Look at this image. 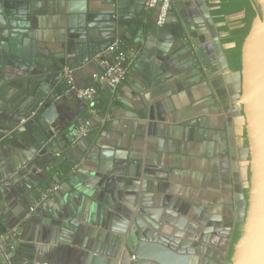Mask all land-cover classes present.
I'll list each match as a JSON object with an SVG mask.
<instances>
[{"label": "crops", "instance_id": "crops-1", "mask_svg": "<svg viewBox=\"0 0 264 264\" xmlns=\"http://www.w3.org/2000/svg\"><path fill=\"white\" fill-rule=\"evenodd\" d=\"M103 8L101 0L41 1L29 37L57 64L56 55L69 42L68 17ZM156 16V9L144 6L135 34L126 31V41H111L126 49L128 59L126 78L114 90L99 87L91 102L77 99L71 89L63 94L57 131L33 163L23 165L9 147L0 148V177L7 175L0 180V226L12 227L2 244L23 251V261L79 264L83 251L77 234L63 228L67 221L115 234L140 208L152 206L181 238L209 229V240L226 239L228 261L237 225L228 118L174 4L161 27L174 40L169 75L155 82ZM92 27L91 43L113 37L103 31L107 23ZM65 68L73 70L77 88L100 71L95 58ZM9 121L13 114L1 108L2 127L29 128L27 120L6 127ZM87 121L88 132L79 137L76 129ZM131 165L139 167V178L129 175Z\"/></svg>", "mask_w": 264, "mask_h": 264}, {"label": "water", "instance_id": "water-1", "mask_svg": "<svg viewBox=\"0 0 264 264\" xmlns=\"http://www.w3.org/2000/svg\"><path fill=\"white\" fill-rule=\"evenodd\" d=\"M41 1L63 0H0V109L13 114V122L9 121L6 127L19 124V120H27L29 126L11 132L0 125V148L9 147L10 154L19 156L23 165L33 163L57 131L58 105L69 89L63 79V68L89 63L111 41H126V31L134 35L146 2L101 0L105 8L100 11L70 15L69 42L65 51L56 55L58 62L54 64L46 59L49 53L38 50L35 39L29 37L31 17ZM220 1L172 0L228 118L235 222L241 226L230 259L224 258L226 239L218 244L209 240V229L181 238L173 225L157 214V206H152L140 208L125 228L115 234L80 227L75 220L67 221L63 228L77 234L76 242L83 251L79 264H264V0H254L253 8L258 13L242 42L240 71L236 72L229 69L224 53L235 44L221 43L218 25L211 16L212 11L220 8ZM98 23H107L109 27L103 31L113 37L91 43L89 39L93 36L88 29H95L92 26ZM155 34L154 75L158 82L169 75L168 52L174 40L162 28H156ZM75 42L80 47H75ZM237 131H241V136L244 134L247 147H237ZM129 169V175L140 177L138 166L131 165ZM10 225L7 229L0 226V232L12 230ZM224 234L229 235V231ZM22 253H13L0 242V264H30L23 261Z\"/></svg>", "mask_w": 264, "mask_h": 264}, {"label": "built area", "instance_id": "built-area-1", "mask_svg": "<svg viewBox=\"0 0 264 264\" xmlns=\"http://www.w3.org/2000/svg\"><path fill=\"white\" fill-rule=\"evenodd\" d=\"M172 0H146L145 8L148 10L156 9L157 16L155 25L161 28L167 21L170 10L172 9ZM110 57H112L110 59ZM126 55L119 51L118 43H111L104 51L95 57L100 71L95 72L90 77L88 86L77 88L73 85V70L65 68L63 70V79L66 81L68 88L73 91L77 99L91 102L97 95V89L108 88L114 90L126 78ZM90 123L87 121L76 129V134L79 137H84L88 132ZM56 189V187L54 188ZM7 235L0 233V242Z\"/></svg>", "mask_w": 264, "mask_h": 264}, {"label": "trees", "instance_id": "trees-1", "mask_svg": "<svg viewBox=\"0 0 264 264\" xmlns=\"http://www.w3.org/2000/svg\"><path fill=\"white\" fill-rule=\"evenodd\" d=\"M253 3L254 0H221L220 8L211 12L214 22L218 25L217 32L220 35L221 43L235 44L234 48L227 49L224 52L229 69L233 72L240 71V48L250 29L252 20L258 13V10H254ZM119 51H122L127 58V51L122 45H119ZM111 58L112 57H110V59ZM127 61L128 59L124 64L126 69ZM240 235L241 226L236 225L230 244L228 259H230L232 248Z\"/></svg>", "mask_w": 264, "mask_h": 264}, {"label": "flooded vegetation", "instance_id": "flooded-vegetation-1", "mask_svg": "<svg viewBox=\"0 0 264 264\" xmlns=\"http://www.w3.org/2000/svg\"><path fill=\"white\" fill-rule=\"evenodd\" d=\"M240 132L241 131H237V135H236L237 147L238 148L247 147V142L245 140L244 134L241 136ZM241 141H242V144H241ZM227 260H229L228 257H227Z\"/></svg>", "mask_w": 264, "mask_h": 264}]
</instances>
